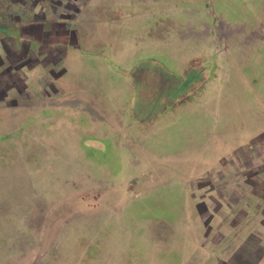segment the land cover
Returning <instances> with one entry per match:
<instances>
[{
  "label": "rangeland",
  "instance_id": "rangeland-1",
  "mask_svg": "<svg viewBox=\"0 0 264 264\" xmlns=\"http://www.w3.org/2000/svg\"><path fill=\"white\" fill-rule=\"evenodd\" d=\"M221 262L264 264V0H0V264Z\"/></svg>",
  "mask_w": 264,
  "mask_h": 264
},
{
  "label": "crops",
  "instance_id": "crops-1",
  "mask_svg": "<svg viewBox=\"0 0 264 264\" xmlns=\"http://www.w3.org/2000/svg\"><path fill=\"white\" fill-rule=\"evenodd\" d=\"M225 263H228V264H229L230 262H221L220 264H225ZM232 264H233V263H232Z\"/></svg>",
  "mask_w": 264,
  "mask_h": 264
}]
</instances>
